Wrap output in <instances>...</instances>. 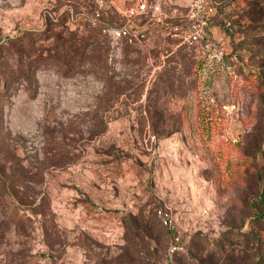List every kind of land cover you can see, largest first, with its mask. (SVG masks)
Instances as JSON below:
<instances>
[{"label": "rangeland", "instance_id": "obj_1", "mask_svg": "<svg viewBox=\"0 0 264 264\" xmlns=\"http://www.w3.org/2000/svg\"><path fill=\"white\" fill-rule=\"evenodd\" d=\"M135 1L0 0V264H264V6Z\"/></svg>", "mask_w": 264, "mask_h": 264}, {"label": "built area", "instance_id": "obj_2", "mask_svg": "<svg viewBox=\"0 0 264 264\" xmlns=\"http://www.w3.org/2000/svg\"><path fill=\"white\" fill-rule=\"evenodd\" d=\"M165 4V0H136L135 4L123 12L122 16L126 19L127 23L134 18H144L150 16L153 18L156 15H162L166 18V15L162 13V6ZM184 14H181L178 10L174 9L170 14L171 18L184 17L186 23L179 25H165L166 33L169 36L179 37L183 43L193 45L203 39L204 36V16L212 14V8L207 5V0H192L188 5L184 7ZM97 17L91 19L90 23L93 26L97 25ZM114 35L117 38H128L130 33L126 26L113 30ZM158 216L161 218L165 226L169 223V215L164 211H158ZM173 249L171 250V252Z\"/></svg>", "mask_w": 264, "mask_h": 264}, {"label": "trees", "instance_id": "obj_3", "mask_svg": "<svg viewBox=\"0 0 264 264\" xmlns=\"http://www.w3.org/2000/svg\"><path fill=\"white\" fill-rule=\"evenodd\" d=\"M247 5H249V7H251V9H254V8H256L257 6H264V2H263V0H251L250 1V3H248ZM123 26V25H122ZM122 26H120V27H122ZM40 39V38H39ZM35 42L33 41V42H30L29 40L27 41V46H29V49L30 50H32L33 49V44H34ZM18 58V57H17ZM263 197H264V194H261V196H260V198L261 199H263ZM263 214L262 213H257V216H255L254 218H253V220L255 219V223H259L260 222V220H261V222L263 221ZM129 224H131L132 226L135 224L134 223V221L132 220V218H129V222H128ZM136 228V224L134 225V229ZM242 239L244 240V241H247L248 239H250V240H252V241H256V237L254 236V235H252L251 233H249V232H247V233H244L243 235H242Z\"/></svg>", "mask_w": 264, "mask_h": 264}]
</instances>
